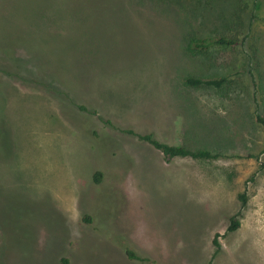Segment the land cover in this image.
I'll return each instance as SVG.
<instances>
[{"label": "rangeland", "instance_id": "rangeland-1", "mask_svg": "<svg viewBox=\"0 0 264 264\" xmlns=\"http://www.w3.org/2000/svg\"><path fill=\"white\" fill-rule=\"evenodd\" d=\"M257 19L264 0H0V264H264ZM218 34L239 45L187 50Z\"/></svg>", "mask_w": 264, "mask_h": 264}, {"label": "trees", "instance_id": "trees-1", "mask_svg": "<svg viewBox=\"0 0 264 264\" xmlns=\"http://www.w3.org/2000/svg\"><path fill=\"white\" fill-rule=\"evenodd\" d=\"M256 19V18H255ZM264 23V19H257ZM236 31V29H233ZM242 44V43H241ZM238 39L235 36L228 34H218L213 37L207 38H191L187 45V50L201 54L208 52L212 49L215 50H227L234 49L238 46ZM242 65L239 67V71L234 74V76L240 75H250L252 76L254 72H257V57L254 50H251L248 54L243 55ZM236 79H232L230 76L220 77V78H198V77H188L184 79V85L187 87L198 88L205 87L210 88L215 91L220 92H230L236 85ZM254 121L260 125L264 126V115L255 116ZM132 134V133H130ZM140 140L149 144L153 149L161 152L165 157L172 158H191L199 160H215L222 157L219 154H213L208 150H189L185 147L169 146L162 144L154 140L151 136H137ZM239 227L237 221L233 218L229 221V226L227 227V232H235ZM212 246L217 250L219 248V243L217 239L214 238L211 242ZM134 260H138L133 258Z\"/></svg>", "mask_w": 264, "mask_h": 264}]
</instances>
